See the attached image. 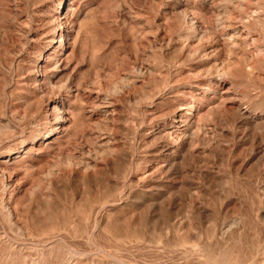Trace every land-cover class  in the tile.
Listing matches in <instances>:
<instances>
[{
  "label": "rangeland",
  "instance_id": "374dc122",
  "mask_svg": "<svg viewBox=\"0 0 264 264\" xmlns=\"http://www.w3.org/2000/svg\"><path fill=\"white\" fill-rule=\"evenodd\" d=\"M0 264H264V0H0Z\"/></svg>",
  "mask_w": 264,
  "mask_h": 264
},
{
  "label": "bare ground",
  "instance_id": "6f19581e",
  "mask_svg": "<svg viewBox=\"0 0 264 264\" xmlns=\"http://www.w3.org/2000/svg\"><path fill=\"white\" fill-rule=\"evenodd\" d=\"M228 92V91H227ZM231 98V97H230ZM180 113V112H179ZM181 114V113H180Z\"/></svg>",
  "mask_w": 264,
  "mask_h": 264
}]
</instances>
